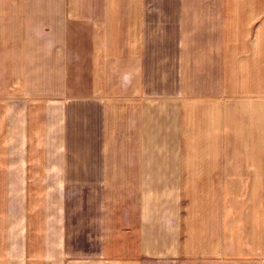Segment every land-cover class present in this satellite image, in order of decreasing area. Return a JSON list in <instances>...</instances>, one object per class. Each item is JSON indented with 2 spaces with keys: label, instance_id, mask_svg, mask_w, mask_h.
I'll use <instances>...</instances> for the list:
<instances>
[{
  "label": "crops",
  "instance_id": "0c3cea01",
  "mask_svg": "<svg viewBox=\"0 0 264 264\" xmlns=\"http://www.w3.org/2000/svg\"><path fill=\"white\" fill-rule=\"evenodd\" d=\"M0 264H264V0H0Z\"/></svg>",
  "mask_w": 264,
  "mask_h": 264
}]
</instances>
